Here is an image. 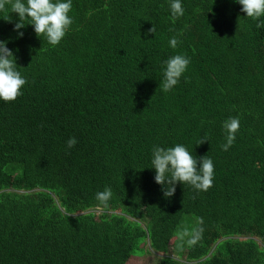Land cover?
Segmentation results:
<instances>
[{
	"label": "trees",
	"instance_id": "1",
	"mask_svg": "<svg viewBox=\"0 0 264 264\" xmlns=\"http://www.w3.org/2000/svg\"><path fill=\"white\" fill-rule=\"evenodd\" d=\"M182 5L173 19L167 0H73L55 46L31 25L18 38L17 15L0 12L27 81L0 101V264H264V28L233 0ZM175 54L191 63L163 92ZM230 117L239 130L224 151ZM177 143L212 159L207 191L177 183L164 197L154 182L152 147ZM198 222L201 239L182 244Z\"/></svg>",
	"mask_w": 264,
	"mask_h": 264
},
{
	"label": "clouds",
	"instance_id": "2",
	"mask_svg": "<svg viewBox=\"0 0 264 264\" xmlns=\"http://www.w3.org/2000/svg\"><path fill=\"white\" fill-rule=\"evenodd\" d=\"M238 3L244 17L257 21L258 29L264 28V23L259 22L264 17V0H233ZM169 12L173 19L184 15L182 0H167ZM73 0H0V12L8 11L18 17L13 30L17 37L22 38L20 31L26 25H31L37 37L41 35L47 43L55 46L61 42L73 24L72 11ZM9 16L8 19L10 20ZM27 20V23L25 21ZM154 34V28L149 30ZM180 40L172 36L168 40V46L175 49ZM7 41L0 40V101L11 102L22 95V89L27 83L16 69V60L13 52L6 47ZM191 58L185 54H175L166 59L163 64L162 81L159 84L163 92H169L180 82L181 77L187 71ZM225 142L221 149L227 151L233 144L236 133L239 130V120L235 117L226 119L222 124ZM208 141L206 138L198 139L196 145ZM77 143L75 137H69L66 141L68 149ZM150 165L148 167L155 172L154 182L162 186L163 196L171 197L175 192L177 183L187 184L195 190L207 191L212 187L214 179V164L207 155L199 158L192 155L188 148L180 143L172 147L153 146L151 149ZM113 192L110 187L95 194L98 206L106 205L112 198ZM194 226L191 232H184L178 238L187 246L196 245L201 239L203 229ZM187 237V239H185Z\"/></svg>",
	"mask_w": 264,
	"mask_h": 264
},
{
	"label": "rangeland",
	"instance_id": "3",
	"mask_svg": "<svg viewBox=\"0 0 264 264\" xmlns=\"http://www.w3.org/2000/svg\"><path fill=\"white\" fill-rule=\"evenodd\" d=\"M262 95H264V92L262 93ZM262 99H264V96H263V98H261V100ZM255 107L262 108L260 102H258V104ZM173 244L174 243H172V245L170 246L169 252L172 256H175ZM156 256H158V255H154V254L145 255L142 258L133 260L130 264H154L153 258ZM131 257H135V256H131Z\"/></svg>",
	"mask_w": 264,
	"mask_h": 264
}]
</instances>
